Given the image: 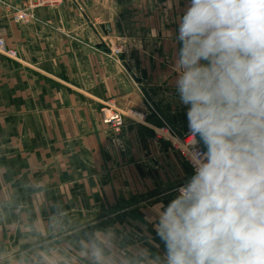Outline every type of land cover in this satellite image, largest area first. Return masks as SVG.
Returning <instances> with one entry per match:
<instances>
[{
    "label": "crops",
    "instance_id": "crops-1",
    "mask_svg": "<svg viewBox=\"0 0 264 264\" xmlns=\"http://www.w3.org/2000/svg\"><path fill=\"white\" fill-rule=\"evenodd\" d=\"M188 2L63 0L21 22L14 15L26 2L0 3V38L17 51H0V165L9 168L0 179V264L31 244L17 223L35 199L20 188L31 174L49 180L50 199L63 200L74 223L114 225L163 254L154 209L194 174L171 143L190 132L172 70ZM118 46L119 59L110 54ZM107 101L126 115L119 131L103 123ZM130 110L146 118L135 122ZM17 190L19 200L6 202Z\"/></svg>",
    "mask_w": 264,
    "mask_h": 264
},
{
    "label": "clouds",
    "instance_id": "clouds-1",
    "mask_svg": "<svg viewBox=\"0 0 264 264\" xmlns=\"http://www.w3.org/2000/svg\"><path fill=\"white\" fill-rule=\"evenodd\" d=\"M175 39L194 174L154 209L163 254L114 225L74 223L49 180L31 174L20 188L35 199L17 222L31 244L11 264H264V0H189ZM15 200L18 190L5 196ZM37 208L46 220L32 219Z\"/></svg>",
    "mask_w": 264,
    "mask_h": 264
},
{
    "label": "built area",
    "instance_id": "built-area-1",
    "mask_svg": "<svg viewBox=\"0 0 264 264\" xmlns=\"http://www.w3.org/2000/svg\"><path fill=\"white\" fill-rule=\"evenodd\" d=\"M21 1L26 2L25 3L26 6L19 9L17 13L14 15V19L18 22L29 21L30 19L34 18L35 17L34 10L37 7L60 5L63 0H21ZM10 2L11 0H0V3L6 5H11ZM0 51L12 57L17 56V51L12 49H7L6 43L3 38H0ZM123 53H124L123 46L113 47L110 50L111 56H114L117 59H119V57ZM100 113L102 115V120L104 124L113 127L118 131L122 126H124V119L126 115L125 113L120 111L112 102L107 101L106 103H104L100 108ZM128 114L130 118H132L133 121L135 122L143 121L146 118L145 114L137 110H130L128 111ZM164 129H166V131L172 130L168 125H165ZM157 139H162L159 133L157 134ZM197 140H199V137H197ZM191 142L192 140L190 138V132H189V133H183L180 137H178L176 141L171 143L179 151V153L186 160V162L194 172V168L187 155L189 149L192 147ZM195 147L198 150H203L202 144H198Z\"/></svg>",
    "mask_w": 264,
    "mask_h": 264
},
{
    "label": "water",
    "instance_id": "water-1",
    "mask_svg": "<svg viewBox=\"0 0 264 264\" xmlns=\"http://www.w3.org/2000/svg\"><path fill=\"white\" fill-rule=\"evenodd\" d=\"M102 28H103V30L105 31V33H106L107 35L111 32L110 25H108V24L103 25ZM143 76H144V77L146 76V73H145V72H143Z\"/></svg>",
    "mask_w": 264,
    "mask_h": 264
}]
</instances>
